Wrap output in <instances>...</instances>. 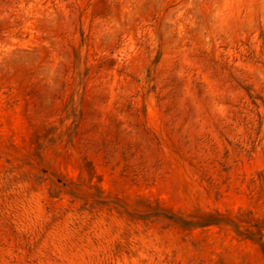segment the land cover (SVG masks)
Listing matches in <instances>:
<instances>
[{
    "label": "rangeland",
    "instance_id": "obj_1",
    "mask_svg": "<svg viewBox=\"0 0 264 264\" xmlns=\"http://www.w3.org/2000/svg\"><path fill=\"white\" fill-rule=\"evenodd\" d=\"M0 264H264V0H0Z\"/></svg>",
    "mask_w": 264,
    "mask_h": 264
}]
</instances>
